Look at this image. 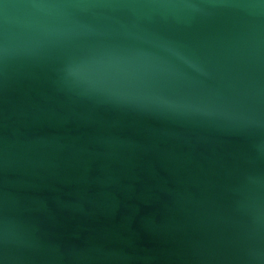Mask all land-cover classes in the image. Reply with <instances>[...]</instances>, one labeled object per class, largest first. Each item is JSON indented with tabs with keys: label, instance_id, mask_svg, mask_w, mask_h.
I'll return each mask as SVG.
<instances>
[{
	"label": "water",
	"instance_id": "95a60500",
	"mask_svg": "<svg viewBox=\"0 0 264 264\" xmlns=\"http://www.w3.org/2000/svg\"><path fill=\"white\" fill-rule=\"evenodd\" d=\"M0 264H264V0H0Z\"/></svg>",
	"mask_w": 264,
	"mask_h": 264
}]
</instances>
